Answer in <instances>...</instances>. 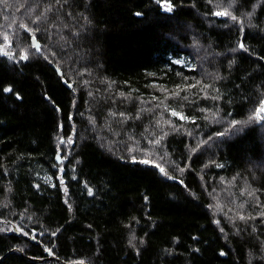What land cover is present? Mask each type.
I'll list each match as a JSON object with an SVG mask.
<instances>
[{
  "label": "trees",
  "instance_id": "16d2710c",
  "mask_svg": "<svg viewBox=\"0 0 264 264\" xmlns=\"http://www.w3.org/2000/svg\"><path fill=\"white\" fill-rule=\"evenodd\" d=\"M76 262L264 264V0H0V264Z\"/></svg>",
  "mask_w": 264,
  "mask_h": 264
},
{
  "label": "water",
  "instance_id": "95a60500",
  "mask_svg": "<svg viewBox=\"0 0 264 264\" xmlns=\"http://www.w3.org/2000/svg\"><path fill=\"white\" fill-rule=\"evenodd\" d=\"M32 42H33L34 45H38L39 46V49H40L41 44H40V42L36 38L33 39V37H32ZM54 68L57 70V72L59 73V75H62L63 74V72L58 67H56L55 65H54ZM65 83L67 84V81H65ZM68 86L71 87V84H69ZM57 158H58V162L61 163L62 158L60 157V154H58ZM52 258H53L52 256L49 257V259H52ZM74 264H84V263H74Z\"/></svg>",
  "mask_w": 264,
  "mask_h": 264
},
{
  "label": "snow or ice",
  "instance_id": "6c2138e0",
  "mask_svg": "<svg viewBox=\"0 0 264 264\" xmlns=\"http://www.w3.org/2000/svg\"><path fill=\"white\" fill-rule=\"evenodd\" d=\"M225 13H217V15H224ZM233 19H235V17H233ZM33 39H35L34 37H33ZM36 48H37V50L39 51V46L38 45H34ZM241 47H243V45L241 44ZM28 57L25 55V56H23V57H21V59H27ZM4 91H11V89H4ZM175 114V113H174ZM68 142H71V141H68ZM161 171H163V169H161ZM241 219H243V217H241ZM223 254V253H222Z\"/></svg>",
  "mask_w": 264,
  "mask_h": 264
},
{
  "label": "rangeland",
  "instance_id": "374dc122",
  "mask_svg": "<svg viewBox=\"0 0 264 264\" xmlns=\"http://www.w3.org/2000/svg\"><path fill=\"white\" fill-rule=\"evenodd\" d=\"M179 63H182V64H184V61H183V60H179ZM187 66H189V67H190V63H189V62L187 63Z\"/></svg>",
  "mask_w": 264,
  "mask_h": 264
},
{
  "label": "bare ground",
  "instance_id": "6f19581e",
  "mask_svg": "<svg viewBox=\"0 0 264 264\" xmlns=\"http://www.w3.org/2000/svg\"><path fill=\"white\" fill-rule=\"evenodd\" d=\"M181 65H182V63H181ZM191 67V66H190ZM40 260V259H39ZM59 261V260H58ZM62 263V262H61ZM77 263V262H76Z\"/></svg>",
  "mask_w": 264,
  "mask_h": 264
}]
</instances>
